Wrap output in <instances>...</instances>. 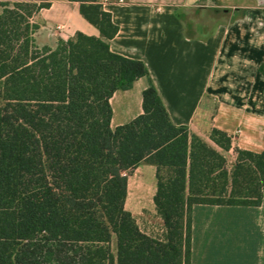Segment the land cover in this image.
I'll return each instance as SVG.
<instances>
[{"label": "trees", "instance_id": "trees-1", "mask_svg": "<svg viewBox=\"0 0 264 264\" xmlns=\"http://www.w3.org/2000/svg\"><path fill=\"white\" fill-rule=\"evenodd\" d=\"M74 1L100 35L40 45L50 2L0 0V264H190L192 206L260 205L264 149L236 146L228 167L231 135L212 127L213 145L175 123L146 63L110 48L111 12ZM141 77L142 111L112 127L110 98ZM142 162L156 166L162 235L125 206Z\"/></svg>", "mask_w": 264, "mask_h": 264}, {"label": "crops", "instance_id": "crops-1", "mask_svg": "<svg viewBox=\"0 0 264 264\" xmlns=\"http://www.w3.org/2000/svg\"><path fill=\"white\" fill-rule=\"evenodd\" d=\"M47 1L50 5L34 17L40 24L36 39L44 34L50 40L46 44L54 45L77 31L100 35L78 1ZM102 5L119 27L114 37L105 38L110 48L146 63L175 123L187 124L213 145L211 128L226 131L231 147L220 149L233 162L236 146L264 149V0H108ZM196 6L222 10L229 18L205 36L203 20H196L189 26L192 33L183 13ZM147 83L141 77L113 94L112 127L142 111ZM156 188V166L140 163L128 175L125 206L142 230L162 235ZM191 218L190 264H264V195L258 206L195 203Z\"/></svg>", "mask_w": 264, "mask_h": 264}, {"label": "rangeland", "instance_id": "rangeland-1", "mask_svg": "<svg viewBox=\"0 0 264 264\" xmlns=\"http://www.w3.org/2000/svg\"><path fill=\"white\" fill-rule=\"evenodd\" d=\"M237 14H239V11H236L234 13V16H236ZM184 18L186 20V22H188V27H187V31H191L192 33H194V28H189L190 25L193 24L194 21L196 20H203L204 23V36L207 35L213 28V26L219 22V21H223V20H227L229 18V14L223 12L222 10H215L213 7H205V6H196L191 8L190 10H186V12L183 13ZM37 42L40 45L46 44L48 43L50 40L46 37V35L44 34H40L37 37ZM135 99V97L132 98V100ZM133 104V108H136V102H132ZM117 105V102H116ZM227 159V164L228 167H232L233 165V158L228 155L226 156ZM112 248H115V243H112Z\"/></svg>", "mask_w": 264, "mask_h": 264}, {"label": "built area", "instance_id": "built-area-1", "mask_svg": "<svg viewBox=\"0 0 264 264\" xmlns=\"http://www.w3.org/2000/svg\"><path fill=\"white\" fill-rule=\"evenodd\" d=\"M104 1H108V0H102V1H99V2L102 4V2H104ZM117 1L120 2V3L125 2V0H117Z\"/></svg>", "mask_w": 264, "mask_h": 264}]
</instances>
